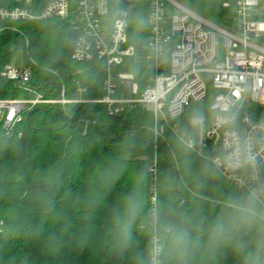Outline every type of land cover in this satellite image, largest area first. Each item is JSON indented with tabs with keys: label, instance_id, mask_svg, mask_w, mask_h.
Masks as SVG:
<instances>
[{
	"label": "trees",
	"instance_id": "16d2710c",
	"mask_svg": "<svg viewBox=\"0 0 264 264\" xmlns=\"http://www.w3.org/2000/svg\"><path fill=\"white\" fill-rule=\"evenodd\" d=\"M180 1L230 24L233 9L222 7L223 0ZM263 8L260 0L256 19L264 20ZM141 21L133 17L130 43L141 33ZM73 43L67 20L0 19V72L12 53L22 50L24 65L33 72L27 87L48 97H58L65 86L68 97L100 98L102 65L74 61ZM130 69L142 91L150 71L138 61ZM28 97L24 86L0 77V99ZM210 102L209 97L204 104ZM255 111L264 119V106ZM151 124L152 116L141 106L121 115L109 114L99 103L42 104L26 111L10 135L0 136V264H146L154 223L182 227L206 241L223 202L243 194L208 159L178 149L170 131L155 141ZM155 153L154 215L148 166ZM134 188L143 209L130 246L116 252L110 220ZM233 239L249 251L256 247L253 234ZM242 261L230 246L212 257L205 253L195 264Z\"/></svg>",
	"mask_w": 264,
	"mask_h": 264
},
{
	"label": "built area",
	"instance_id": "2783aa9c",
	"mask_svg": "<svg viewBox=\"0 0 264 264\" xmlns=\"http://www.w3.org/2000/svg\"><path fill=\"white\" fill-rule=\"evenodd\" d=\"M221 4L233 9L230 24L180 0H0L2 20L69 21L72 59L98 62L104 71L103 95L84 99L68 97L65 86L58 97H48L27 87L31 65L5 66L0 77L24 86L30 97L0 99V136L10 135L26 111L42 104L99 103L111 115L141 106L152 116L155 141L167 130L177 138L188 129L190 114L200 110L205 120L190 150L208 159L240 194L264 189V119L255 111L264 106V20L254 16L260 0ZM133 17L144 26L130 43ZM137 61L150 71L142 91L130 69ZM148 172L155 215L156 153Z\"/></svg>",
	"mask_w": 264,
	"mask_h": 264
},
{
	"label": "clouds",
	"instance_id": "9594fccd",
	"mask_svg": "<svg viewBox=\"0 0 264 264\" xmlns=\"http://www.w3.org/2000/svg\"><path fill=\"white\" fill-rule=\"evenodd\" d=\"M204 120V113L200 110L190 114L188 129L177 137L178 149L184 152L191 149ZM142 209L143 201L134 188L121 200L119 209L110 220L114 251L122 253L130 246ZM151 232L152 243L147 251L146 264H168L170 261L174 264H195L205 253L212 257L217 251L230 246L243 256L242 264H264V189H253L244 195L226 199L209 225L207 240L203 243L199 236L193 238L188 230L179 226H156L154 223ZM248 234L254 235L256 244L250 251L242 241L233 239Z\"/></svg>",
	"mask_w": 264,
	"mask_h": 264
},
{
	"label": "rangeland",
	"instance_id": "374dc122",
	"mask_svg": "<svg viewBox=\"0 0 264 264\" xmlns=\"http://www.w3.org/2000/svg\"><path fill=\"white\" fill-rule=\"evenodd\" d=\"M218 3H219V1H218ZM262 11L264 12V8ZM221 22H223V21H221ZM262 43H264V39H263ZM8 65L13 66L14 68L23 67V65H24V53H23V51L22 50L14 51L11 55L10 63ZM151 107H152L151 105H148L149 109H152Z\"/></svg>",
	"mask_w": 264,
	"mask_h": 264
}]
</instances>
